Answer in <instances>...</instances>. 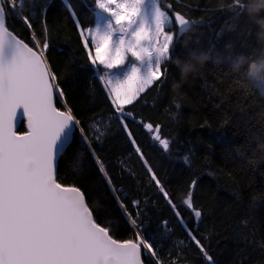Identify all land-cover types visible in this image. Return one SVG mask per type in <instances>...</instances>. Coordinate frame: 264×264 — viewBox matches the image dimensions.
Segmentation results:
<instances>
[{
    "label": "trees",
    "instance_id": "16d2710c",
    "mask_svg": "<svg viewBox=\"0 0 264 264\" xmlns=\"http://www.w3.org/2000/svg\"><path fill=\"white\" fill-rule=\"evenodd\" d=\"M170 2L174 11H181L196 23L178 40L174 39L173 58L165 65L169 70L166 80L162 84L156 82L131 105L124 106L126 112L132 113L124 123L189 228H198L194 235L212 256V264H264V163L248 160L253 138H264V124L249 119L264 109V95L254 82L240 79L238 83V78L226 72L233 58L241 54L247 57L257 47L256 27L243 13L233 19V12L222 9L217 0H164L165 5ZM47 3L48 0H25L22 12L36 14L31 22L41 45L44 24L48 25L51 35L47 60L73 115L81 121L73 145L77 160L69 164L70 154L62 157L57 181L64 186H77L85 193L94 219L108 228L114 239L135 240L137 229L121 215V208L91 155L76 148L83 128L103 161L120 202L126 206V214L137 218L140 213L141 230L146 238H155L151 242L159 248L160 258L169 264L172 257H177L179 264H209L151 181L98 77L92 78V66L62 0H51L46 16L41 15ZM70 3L85 28L95 26V14L89 7H94V0ZM8 26L18 37L31 41L22 17L11 16ZM173 29L178 32L177 25ZM194 51L209 52L212 58L177 88L180 71L173 60L188 59ZM103 71L101 66V75ZM56 106L64 110L60 102ZM92 124L105 132L100 141L95 138L99 133ZM146 124L160 126L161 137L170 141L168 152L153 140L154 133ZM24 132L22 122L17 133ZM221 135L223 139L218 141ZM186 155L193 161L191 167L183 163ZM85 156V175H74L72 168ZM193 180H197L193 203L202 211L199 222L183 204ZM133 201H139L138 207L133 206ZM163 221L168 223V232L162 227ZM179 240L188 241V246L178 247ZM149 256L142 254L143 264H154Z\"/></svg>",
    "mask_w": 264,
    "mask_h": 264
},
{
    "label": "snow or ice",
    "instance_id": "6c2138e0",
    "mask_svg": "<svg viewBox=\"0 0 264 264\" xmlns=\"http://www.w3.org/2000/svg\"><path fill=\"white\" fill-rule=\"evenodd\" d=\"M62 2L87 53L92 78L98 77L151 181L163 193L190 240L212 264V256L194 235L198 228H189L124 123L125 118L132 116L124 106L131 105L156 82L162 84L166 80L169 70L165 65L173 58L174 39L178 40L196 22L181 11H174L173 3L165 5L164 0H94V7H89L95 14V26L85 28L70 0ZM50 4L48 0L41 15L46 16ZM24 5L25 0H0V264H143L142 254H150L154 264H169L158 255L159 248L151 242L155 238L143 234L138 223L140 213L137 218L126 214L127 208L120 202L104 163L83 128L76 148L91 155L115 196L121 215L137 229L135 240L114 239L109 229L94 219L85 193L77 186H64L57 181L62 157L70 154L69 164L77 160L73 145L81 121L73 115L47 60L51 35L48 25L44 24L41 45L31 22L36 14L23 15ZM11 16L22 17L31 33L30 42L10 30ZM174 25L179 26L178 33L170 30ZM24 117L27 131L17 134L15 129ZM91 127L99 133L95 138L100 141L105 132L96 124ZM145 127L168 152L170 141L161 137L160 126ZM222 139V135L217 137L218 141ZM86 161L87 156L72 168L74 175H85ZM192 162L190 156L183 157L185 166L191 167ZM196 184L197 180H193L183 204L199 222L202 211L193 203ZM138 205L139 201H133L134 207ZM162 227L169 231L167 221L162 222ZM177 246L187 247L188 241L179 240ZM170 264H179L178 258L172 257Z\"/></svg>",
    "mask_w": 264,
    "mask_h": 264
},
{
    "label": "clouds",
    "instance_id": "9594fccd",
    "mask_svg": "<svg viewBox=\"0 0 264 264\" xmlns=\"http://www.w3.org/2000/svg\"><path fill=\"white\" fill-rule=\"evenodd\" d=\"M219 6H223L227 10L233 12V19H238L243 13L247 16L249 23L256 27V44L249 56L243 54L237 55L233 58L226 69V72L239 80L248 82L264 81V0H217ZM241 6H243L241 8ZM230 46L226 45V48ZM211 54L206 51L190 52L189 58L181 60L176 58L173 63L180 71V83L176 85L177 88L191 76L197 74L211 59ZM255 102L253 101V104ZM252 105H249L251 107ZM244 111L243 108L240 109ZM250 120L264 124V109L257 111ZM254 147L249 150L248 160L252 163H264V138L254 137Z\"/></svg>",
    "mask_w": 264,
    "mask_h": 264
},
{
    "label": "rangeland",
    "instance_id": "374dc122",
    "mask_svg": "<svg viewBox=\"0 0 264 264\" xmlns=\"http://www.w3.org/2000/svg\"><path fill=\"white\" fill-rule=\"evenodd\" d=\"M171 31H173V33L175 32V30L173 29V27L170 29ZM255 86L258 88L259 90V93L261 95H264V81H261V82H254Z\"/></svg>",
    "mask_w": 264,
    "mask_h": 264
},
{
    "label": "water",
    "instance_id": "95a60500",
    "mask_svg": "<svg viewBox=\"0 0 264 264\" xmlns=\"http://www.w3.org/2000/svg\"><path fill=\"white\" fill-rule=\"evenodd\" d=\"M179 31V30H178ZM178 33V32H177ZM22 122L24 123V126H25V132L27 131V118L26 117H24L23 118V120H22ZM22 122H20L19 124H18V126L16 127V129H15V131L17 132V130H18V128H19V126H20V124L22 123ZM24 132V133H25ZM18 134V133H17ZM23 134V133H22ZM141 260H142V257H141Z\"/></svg>",
    "mask_w": 264,
    "mask_h": 264
},
{
    "label": "flooded vegetation",
    "instance_id": "af4514ba",
    "mask_svg": "<svg viewBox=\"0 0 264 264\" xmlns=\"http://www.w3.org/2000/svg\"><path fill=\"white\" fill-rule=\"evenodd\" d=\"M178 26V25H177ZM178 30H179V26H178Z\"/></svg>",
    "mask_w": 264,
    "mask_h": 264
}]
</instances>
